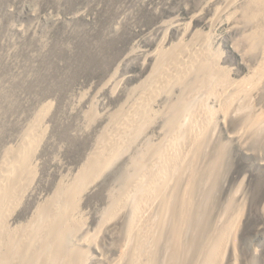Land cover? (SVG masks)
<instances>
[{
	"label": "rangeland",
	"instance_id": "obj_1",
	"mask_svg": "<svg viewBox=\"0 0 264 264\" xmlns=\"http://www.w3.org/2000/svg\"><path fill=\"white\" fill-rule=\"evenodd\" d=\"M228 1L0 0V164L9 148L21 147L35 118L40 137L16 213L25 215L43 199L40 193L76 167L110 113L146 76L145 55L164 37L195 29L210 39L219 35L215 49L232 77L252 76L258 56L246 31L236 27L246 21L243 3ZM219 10L223 24L217 29L205 20ZM259 80L216 127L214 143L188 172L195 209L182 243L185 264H201L209 242L220 236L224 243L211 264H264V125L251 129L246 118L264 117V77ZM127 156L81 196L80 214L95 241L83 264H111L123 255L119 217L108 216L99 232L95 226Z\"/></svg>",
	"mask_w": 264,
	"mask_h": 264
},
{
	"label": "bare ground",
	"instance_id": "obj_2",
	"mask_svg": "<svg viewBox=\"0 0 264 264\" xmlns=\"http://www.w3.org/2000/svg\"><path fill=\"white\" fill-rule=\"evenodd\" d=\"M234 2L243 3L246 20L242 25L236 21V27L246 31L249 47L258 56L252 76L232 77L215 49L219 35L210 39L195 29L164 37L145 55L146 76L108 115L106 127L76 167L40 193L43 199L21 216L16 208L23 199L26 176L34 171L31 148L40 138L35 118L21 147L9 148L0 164V264H83L84 253L95 241L80 214L81 196L126 153V166L110 185L107 210L95 226L99 232L111 220L108 216L119 217L123 255L111 264H157L162 260L159 253L164 256L162 264H185L182 243L195 209L188 172L198 164L203 149L214 143L216 127L264 77V0L228 4ZM223 14L219 10L205 21L220 28ZM246 118L251 129L264 125V117ZM221 239L209 242L201 264L214 262L224 243Z\"/></svg>",
	"mask_w": 264,
	"mask_h": 264
}]
</instances>
